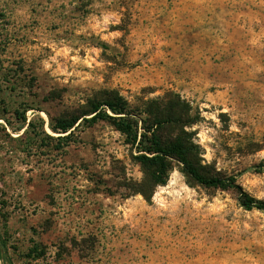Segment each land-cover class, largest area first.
Segmentation results:
<instances>
[{
	"label": "rangeland",
	"instance_id": "obj_1",
	"mask_svg": "<svg viewBox=\"0 0 264 264\" xmlns=\"http://www.w3.org/2000/svg\"><path fill=\"white\" fill-rule=\"evenodd\" d=\"M113 92L178 94L201 172L264 200V0H0V264H264V213L236 191L174 160L146 199L108 121L56 140L55 117Z\"/></svg>",
	"mask_w": 264,
	"mask_h": 264
},
{
	"label": "trees",
	"instance_id": "obj_2",
	"mask_svg": "<svg viewBox=\"0 0 264 264\" xmlns=\"http://www.w3.org/2000/svg\"><path fill=\"white\" fill-rule=\"evenodd\" d=\"M166 105H147L135 109L129 101L117 92L104 98L89 99L75 112L64 113L53 119L51 129L58 135L56 140H66L74 135L81 125L91 126L99 121L110 122L121 132L129 144L139 152L136 159L144 168L145 179L138 192L151 199L159 185L168 182L174 160L183 165V171L197 183L206 187L234 190L240 204L247 210L258 209L264 213V200L252 196L239 184L235 175H206L195 161V151L187 138L185 126L195 121L181 97L168 93ZM20 118L26 121L25 114ZM32 123H29V126ZM170 128L179 129L175 135L168 134ZM264 171V163L258 166ZM33 252V249H31Z\"/></svg>",
	"mask_w": 264,
	"mask_h": 264
}]
</instances>
